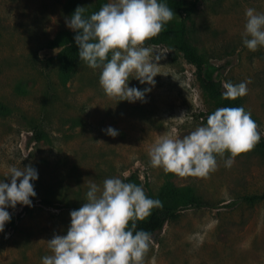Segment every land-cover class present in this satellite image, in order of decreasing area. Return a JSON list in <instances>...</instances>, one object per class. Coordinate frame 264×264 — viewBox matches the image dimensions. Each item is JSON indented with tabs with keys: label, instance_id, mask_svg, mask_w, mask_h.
<instances>
[{
	"label": "rangeland",
	"instance_id": "374dc122",
	"mask_svg": "<svg viewBox=\"0 0 264 264\" xmlns=\"http://www.w3.org/2000/svg\"><path fill=\"white\" fill-rule=\"evenodd\" d=\"M70 1L0 0V180L10 183V166L38 170L33 205L8 209L14 225L10 220L0 233V264H42L50 254L47 241L66 234L70 212L86 202L89 185L111 177L155 197L168 184L188 188L210 203L180 208L151 238L143 264H264V201L247 200L264 194V156L251 149L225 167L230 153L216 154L217 167L205 176L153 168L149 151L161 135L182 138L205 124L221 101L174 44L145 42L161 58L154 61V86L129 78V87L151 88L143 102L106 95L100 69L79 57L62 75L64 45L50 41L75 33L66 26ZM97 1L78 4L88 11ZM249 7L264 12V0H200L186 27L207 67H219L218 83L247 82L238 99L264 141V47L251 51L242 43ZM174 13L164 27L180 23ZM109 126L116 137L104 131Z\"/></svg>",
	"mask_w": 264,
	"mask_h": 264
},
{
	"label": "clouds",
	"instance_id": "9594fccd",
	"mask_svg": "<svg viewBox=\"0 0 264 264\" xmlns=\"http://www.w3.org/2000/svg\"><path fill=\"white\" fill-rule=\"evenodd\" d=\"M77 7L66 18V26L76 35L78 56L89 68L100 69L99 84L106 95L120 101L143 102L150 87H129L133 76L141 84L155 85L158 66L151 45L175 14L164 0H109L98 11L85 15ZM243 45L255 51L264 47V12L245 10ZM132 78V79H133ZM224 99L236 100L247 94V82H222ZM251 113L240 107H219L205 124L182 138L161 135L149 151L150 165L179 175L205 176L217 167L216 154L230 153L224 161L231 167L234 157L251 150L261 139ZM107 135L119 132L109 126ZM10 183L0 180V233L10 222L9 208L33 205L38 170L32 165L10 166ZM162 206L159 199L146 195L142 186L119 177L106 178L102 186L89 185L86 202L70 212L66 234L47 241L49 255L42 264H143L151 235L137 230V221ZM131 222V226H129Z\"/></svg>",
	"mask_w": 264,
	"mask_h": 264
},
{
	"label": "trees",
	"instance_id": "16d2710c",
	"mask_svg": "<svg viewBox=\"0 0 264 264\" xmlns=\"http://www.w3.org/2000/svg\"><path fill=\"white\" fill-rule=\"evenodd\" d=\"M164 2L180 16L181 21L175 27H164L157 36L152 37L147 43L151 45H176L186 61L196 68L204 88L214 99L221 101V107H240L241 101L238 98L236 100H230L222 97L221 93L224 89L215 79L220 70L219 67L214 65L207 67V61L204 56L199 54L197 49L189 43L186 21L191 19L200 0H164ZM78 3L79 0L70 1V6H68L66 10L73 14L75 9L79 6ZM105 3H107L106 0H98L96 8L88 9V11L85 12V15L98 11ZM75 35L76 33L67 32L63 33L58 39L50 41L52 47L64 45V49L59 56L62 69L61 74L64 76L70 74L75 61L79 57L78 45L74 40ZM252 149L258 151L264 156V141L260 140ZM147 196L153 199H159L162 202V206L154 208L150 216L146 217L144 220H138L136 222L137 230L143 229L149 232L151 238L159 234L164 229L166 223L178 218L180 208L187 206H193L196 208L210 206L209 201L202 196L193 195L188 188L178 189L170 184L166 185L158 196ZM247 200L250 202L264 201V194L250 196ZM10 225H14V221L11 220ZM129 226H131V222H129Z\"/></svg>",
	"mask_w": 264,
	"mask_h": 264
}]
</instances>
